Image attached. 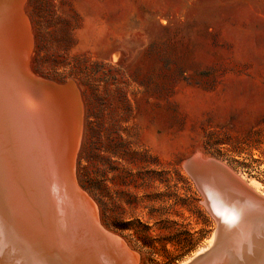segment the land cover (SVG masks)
Returning a JSON list of instances; mask_svg holds the SVG:
<instances>
[{
    "label": "rangeland",
    "instance_id": "obj_1",
    "mask_svg": "<svg viewBox=\"0 0 264 264\" xmlns=\"http://www.w3.org/2000/svg\"><path fill=\"white\" fill-rule=\"evenodd\" d=\"M24 3L32 72L82 100L79 187L135 264L208 245L195 160L264 193V0Z\"/></svg>",
    "mask_w": 264,
    "mask_h": 264
},
{
    "label": "bare ground",
    "instance_id": "obj_2",
    "mask_svg": "<svg viewBox=\"0 0 264 264\" xmlns=\"http://www.w3.org/2000/svg\"><path fill=\"white\" fill-rule=\"evenodd\" d=\"M24 2L0 0V264H135L137 254L102 228L98 205L79 187L82 100L73 83L60 86L32 72L34 34ZM197 160L189 172L217 225L208 245L180 264L211 251L218 233L226 236L221 248L203 264H264L259 184Z\"/></svg>",
    "mask_w": 264,
    "mask_h": 264
},
{
    "label": "water",
    "instance_id": "obj_3",
    "mask_svg": "<svg viewBox=\"0 0 264 264\" xmlns=\"http://www.w3.org/2000/svg\"><path fill=\"white\" fill-rule=\"evenodd\" d=\"M233 192H234V194L239 198V201H241V203L246 204L245 202H248V201L245 199V196H243L242 194H240V192L238 191V189H237L236 191H233ZM246 205H247V204H246ZM247 206H248V205H247ZM222 211H224V210L222 209ZM219 213H220V218H221V221H222V219H223V214H222V212H219ZM221 224H222V222H221ZM223 228H224V227L222 226V229H223ZM222 229H221V230H222ZM236 230H237V228H236ZM220 237H222V239H223V238L226 237V236H221V235L218 233V235H217V239H216V242H215L213 248L211 249V251H209V252H207V253H205V254L200 255L199 257H197L196 259H194L190 264H203L204 262L209 261L208 259L210 258V254H211V255L214 254L215 252H217V251L221 248V241H222V239L219 240Z\"/></svg>",
    "mask_w": 264,
    "mask_h": 264
},
{
    "label": "snow or ice",
    "instance_id": "obj_4",
    "mask_svg": "<svg viewBox=\"0 0 264 264\" xmlns=\"http://www.w3.org/2000/svg\"><path fill=\"white\" fill-rule=\"evenodd\" d=\"M235 219V217H233V220Z\"/></svg>",
    "mask_w": 264,
    "mask_h": 264
}]
</instances>
